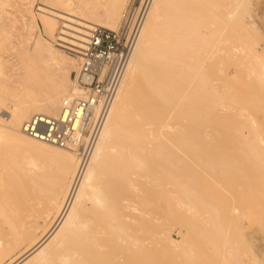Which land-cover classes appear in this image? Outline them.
Listing matches in <instances>:
<instances>
[{"label": "bare ground", "instance_id": "obj_1", "mask_svg": "<svg viewBox=\"0 0 264 264\" xmlns=\"http://www.w3.org/2000/svg\"><path fill=\"white\" fill-rule=\"evenodd\" d=\"M126 2L81 0L78 9L69 11L48 5L51 16L44 17V25L50 31L56 27L57 18L69 22L63 26L72 31L61 30L65 36L58 37L61 46L69 47L65 43L75 44L70 37L86 40L82 35H87L97 22L110 28L117 26ZM237 2L226 6L218 0L153 1L99 138L83 165L80 160L74 164L68 151L52 149L48 142L28 136L22 124L17 131L0 126V154L13 159L18 167L14 184L0 190V261L29 243L10 264H148L146 258L151 255L146 249L147 229L140 220L147 211L145 202L150 204L144 190L166 184L188 189L194 181V158L198 162L201 155L211 156L212 149L219 155L229 147L223 158L213 157V153L212 159H201L202 164L206 163L204 168L221 167L224 173L237 171L240 176V158L232 153L234 147L230 148L226 140L230 135L233 141L236 137L241 138V143L248 141L249 153L256 154V161L264 167V139H258L259 134L249 129L258 119L253 120V115L254 123L248 124L252 121L243 114V105L240 108L244 104L245 112L249 110L246 98L240 95L242 101L239 97L236 100L241 103L229 102L240 104V113L231 105L234 113L220 112H226L224 108L231 100L224 85L228 83L225 78L231 76L229 66L237 62L241 66L240 57L244 59V54L249 53L246 46L251 54V46L255 45L247 41L248 32L244 31L245 22L238 11L241 5L237 6ZM244 41L249 45L245 46ZM37 46L36 54L47 63L59 55L58 51L48 54ZM2 57L0 75H6L7 59ZM251 58L245 62L244 71L264 79V56L254 50ZM65 89V82L59 80L53 87L44 88V98L18 102L11 110L13 123L20 124L38 112L62 114L72 101L65 97ZM74 90L73 97L77 93ZM246 126L248 131H244ZM250 135L257 136L255 142L251 143ZM216 140L219 143L213 142ZM190 195L185 194L187 199ZM213 216L210 219L214 223ZM157 233L162 236L161 230ZM168 239L191 264L194 252L186 248L187 233L180 232L179 240L171 236ZM223 244L226 245H220ZM235 249L221 253L229 264L242 263Z\"/></svg>", "mask_w": 264, "mask_h": 264}, {"label": "rangeland", "instance_id": "obj_2", "mask_svg": "<svg viewBox=\"0 0 264 264\" xmlns=\"http://www.w3.org/2000/svg\"><path fill=\"white\" fill-rule=\"evenodd\" d=\"M80 1L81 0H0V55L3 56L2 58L4 60L7 59L4 68L6 75H0L1 127L12 131L21 130L22 122L32 114L25 117L20 124H15L11 119L12 108L20 101L30 103L33 98H44V88L47 86L53 87L59 80H63L66 84L65 97H71L72 100L75 97V94L73 97L72 92H74V88H76L75 75L79 66V59L73 54V51L69 49V47L71 48L72 45H77L81 40L70 37L74 40L75 44L64 42L69 47L61 46L60 43H62V41L58 38L64 35L61 33V30H69V28L63 26L66 20L57 18L56 27L49 31L44 25V17L51 16L50 7L48 5H54L61 10L69 11V9H78ZM128 1L129 0H127L126 4ZM218 1L221 2V5L224 3L226 6L235 4V2L238 1L237 6L241 5L238 11L240 15L242 14L245 22L243 24L244 31L246 30L245 32H248H244L248 35L247 41L255 44L251 46L252 48L254 47L253 51H259L264 56V0ZM239 2L242 4H239ZM126 4L122 8V12ZM71 16L77 20H82L74 15ZM121 18L122 14L119 22ZM66 23L69 22L66 21ZM96 24L100 25L98 22ZM69 31L72 30L70 29ZM82 36L86 37V35ZM244 44L245 46L246 44L249 45L245 41ZM36 46L46 51L48 54L52 51H58L59 55L49 60L47 63L43 56L36 54ZM246 49L249 53L247 55L244 54V59L242 56L240 57V62L243 65L241 64V66H238L237 64H239V62H237V64L233 63V65L231 64L232 66H229L232 78L231 76H229V78L226 77L225 82L228 83L227 85L224 83V85L226 93L229 98H231V100L228 98L230 100H228V103L232 100L237 102L238 99L236 100V98L243 95L248 101L245 100V102L249 104V107L246 104V108L248 107L249 110L245 112L246 109H244V104H239L241 107L235 104V106H237L235 107L234 104L232 105L231 103L236 102L232 101L229 103L228 108L227 106L224 108L227 109L225 110L226 112H224V110L220 112L227 115L237 108L236 113H240L242 109L238 111V107H244L242 111L244 112L243 114H247L246 118L248 119L250 117L249 119L252 121L248 124L251 125L254 123L253 120L255 118L258 119L256 120L257 122L255 121L256 125L255 123L252 124L253 127L249 125V129L252 128L256 135L259 134L257 135L258 139L259 137L264 139V79L257 78L255 73L249 74L244 71L245 62H250L249 58L252 59L251 55L253 53L251 50L250 54L249 47L246 46ZM37 58L39 60H37ZM234 64L239 67L237 68L235 66L238 69V73L237 69L234 68ZM231 69H235L236 71ZM232 74H235V76L233 77ZM231 90L233 91V95ZM228 92L231 95H229ZM236 93L239 95L236 96ZM243 96L241 98L244 100L245 98H243ZM241 98L240 100L242 101ZM240 100H238L237 104L239 102L241 103ZM230 105L233 110L230 108ZM250 112L253 113L251 114ZM253 115L254 118L252 120L251 116ZM249 129L246 126L244 131H248ZM252 136L253 135H250L249 139H252L251 143H253V141L255 142L257 139V136L255 137L254 135L256 139L253 140L254 137L252 138ZM232 139L234 138L230 135L226 140H229L228 143L230 148L234 147V152L232 151V153H235V155L237 154V159L240 158V167L244 169L240 171L242 173L239 172V175L241 174L240 176H238L237 171L230 174L229 172L224 173L225 170L223 172L221 167L220 170L222 172L218 168H214V170H212L213 168L210 169V167L204 168L206 163L202 164L201 159L203 160L206 157L205 154L204 156L201 155V158H199L200 156L198 157V162L197 158L193 157L196 160L192 159L197 163V170L195 169L194 174L192 173L193 177L191 180L194 178V181H192L193 184H191L192 182L189 184L188 189L183 186L180 189V186L166 184L158 187L154 186L153 188H151V186L144 190L145 196L148 197L147 201L150 200V204L145 202L147 204V211L145 210L146 212L142 215L140 220H143L145 225L144 228L145 230L147 229V234L145 233V236H147L146 239L148 238L146 249L148 248L147 251L149 255H151L150 258L148 256L149 259L146 258L148 264H189L185 257H181L183 256L182 250H175L172 248L168 239V237L171 236L179 240L180 232L187 233L188 241L186 242V248L194 252L190 257L191 260L189 259L193 262L188 260L191 264H229L223 259L221 253L223 252V255L228 249L232 250L234 248H236L235 252H237L242 259L241 264H264V167H262L261 164L260 166L256 161L258 159L256 154L249 153V150L246 148L249 146L248 141H242L241 143V138L239 139L236 137L239 141L236 139L233 141ZM231 140L233 142H231ZM218 141L216 140L213 142L215 143ZM213 142L212 144H214ZM246 142H248V144ZM47 145H50L48 147L52 149H64L71 153L74 157V164H77L80 160V155L77 153L76 149L71 150L51 143ZM222 146L223 148L225 147L224 145ZM238 148L240 149L238 150ZM225 149L227 148H224V150L219 153L220 158L221 156L222 158L227 156L226 151L229 150V147L226 151ZM215 150L216 149H212L211 152H209V154L212 152L214 153V155L213 153L211 156L208 155L210 158L212 155L213 157L217 156L219 158V155L215 154ZM244 151L247 153H244ZM247 154L251 158H249ZM208 156L205 159H208ZM183 160L188 161L189 159L186 160L185 158ZM0 171V190L5 191L10 188V185L14 184L18 167L13 159L4 158V156L0 154ZM183 189L187 190L184 191ZM189 193L193 195L189 197V199L192 198V200L187 199ZM185 194L187 196H185ZM196 194L200 196L199 199ZM204 200L206 201L204 202ZM215 208L217 212L214 210ZM210 215H214L215 221H218H214V223L211 222L212 220L210 218L212 217H210ZM158 229L162 231L161 237L159 236L160 234L157 233ZM218 230L219 237L215 233ZM221 232H223L225 236ZM225 237H229L230 239H225ZM224 242L226 245L223 244V247V245L220 244ZM228 244L231 246H229L230 248H228ZM28 245L29 243H25L20 248L5 255L0 261V264H10L24 252Z\"/></svg>", "mask_w": 264, "mask_h": 264}, {"label": "built area", "instance_id": "obj_3", "mask_svg": "<svg viewBox=\"0 0 264 264\" xmlns=\"http://www.w3.org/2000/svg\"><path fill=\"white\" fill-rule=\"evenodd\" d=\"M154 0H129L119 25H94L86 40L72 45L79 59L77 93L57 116L34 113L22 123L28 136L60 147H75L83 165L96 144L115 100ZM74 46V47H73Z\"/></svg>", "mask_w": 264, "mask_h": 264}]
</instances>
